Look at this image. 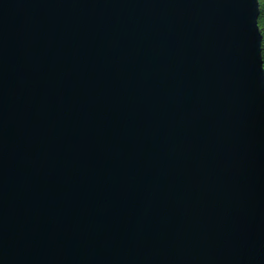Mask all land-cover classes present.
<instances>
[{
    "label": "water",
    "instance_id": "1",
    "mask_svg": "<svg viewBox=\"0 0 264 264\" xmlns=\"http://www.w3.org/2000/svg\"><path fill=\"white\" fill-rule=\"evenodd\" d=\"M257 0H0V264H264Z\"/></svg>",
    "mask_w": 264,
    "mask_h": 264
},
{
    "label": "snow or ice",
    "instance_id": "2",
    "mask_svg": "<svg viewBox=\"0 0 264 264\" xmlns=\"http://www.w3.org/2000/svg\"><path fill=\"white\" fill-rule=\"evenodd\" d=\"M257 3L260 9L256 25L259 32L258 55L261 59V63L264 64V0H257Z\"/></svg>",
    "mask_w": 264,
    "mask_h": 264
},
{
    "label": "trees",
    "instance_id": "3",
    "mask_svg": "<svg viewBox=\"0 0 264 264\" xmlns=\"http://www.w3.org/2000/svg\"><path fill=\"white\" fill-rule=\"evenodd\" d=\"M259 12H260V9H259ZM262 67H263V70H264V64H262Z\"/></svg>",
    "mask_w": 264,
    "mask_h": 264
}]
</instances>
